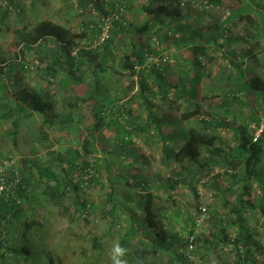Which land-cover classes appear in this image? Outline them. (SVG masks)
I'll list each match as a JSON object with an SVG mask.
<instances>
[{"label":"trees","instance_id":"16d2710c","mask_svg":"<svg viewBox=\"0 0 264 264\" xmlns=\"http://www.w3.org/2000/svg\"><path fill=\"white\" fill-rule=\"evenodd\" d=\"M3 1L0 32L11 10L21 16L13 0ZM235 1L242 8L219 22L202 14L222 0H144L143 21L129 28L137 39L117 70L109 64L111 47L123 42L127 22L115 23L99 46V16L81 23L78 33L50 20L11 30L14 61L0 58V124H7L0 153L3 160L16 159L0 175V264H66L65 255L47 246V207L71 210L87 229V245L70 264L101 263L96 260H102L105 236L90 231L97 220L118 229L115 240L129 249L128 264H194L196 253L217 259L223 253L229 264H248L253 255L264 256V64L256 72L264 63V0L255 15L247 1ZM78 6L81 13L90 6L105 13L102 0H78ZM233 19L234 26L249 25L235 38L226 36ZM81 37L92 48H78ZM237 41L247 49H229ZM183 47L191 52L189 61L181 58ZM217 51L230 59L226 73L212 76ZM150 57L156 61L148 62ZM179 64L183 69L176 71ZM169 69L177 74L174 84L165 77ZM31 73L44 83L26 85L24 75ZM121 74L126 85L112 90L111 79ZM66 93L72 97L66 100ZM80 104L91 112L84 128L74 121ZM32 116L44 129L69 126L68 135L77 137L63 142L78 147L61 145L54 135L21 137L19 125ZM107 130L113 134L102 136ZM16 139L31 153L18 151ZM92 187L102 191L96 205L88 194Z\"/></svg>","mask_w":264,"mask_h":264},{"label":"rangeland","instance_id":"374dc122","mask_svg":"<svg viewBox=\"0 0 264 264\" xmlns=\"http://www.w3.org/2000/svg\"><path fill=\"white\" fill-rule=\"evenodd\" d=\"M15 5L18 7V9L21 11L19 12L21 14L20 17L15 16L13 11L11 10L8 19L5 21V23L1 26V32H0V58H3L5 61H10L15 58L16 55V36L13 35L11 30H20L21 28L32 26L33 22L35 20H50L54 21L60 24L65 25L66 27H69L71 32L73 33H78L81 30V23L84 24L88 20L89 22L96 21L98 15L96 12L91 11L92 7H87L86 12H80V7L78 6V0H13ZM120 4H122L125 7V14H129L130 21L128 24V28L126 29L127 32H125L124 35L121 37L123 38V42H115L114 45L112 44L111 47V59L109 60V64L114 70L118 69L119 66V60L123 57V53L127 52L129 53L131 43L134 42L137 38L136 36L133 35L131 31H129V28L131 29L132 27L138 26L143 19V15L139 10V7L142 5L144 0H117ZM247 1L248 5L250 8L253 9V14L254 11L257 10H263L260 8L261 6V1L262 0H255V3H249V0H243ZM4 1L0 0V5H3ZM242 3L235 1V0H222L221 6L220 7H215L214 9L211 7H208L202 14L203 17H208V18H217V20L223 21L225 18H229L231 13H233L236 10H239L242 8ZM255 15V14H254ZM232 19V18H231ZM235 19H233L230 23L227 24L228 32L226 33V36L235 38L236 36H240L243 31L242 25H247L246 23H240L238 26H234ZM77 42V47L78 48H86L90 47L88 45L87 40L84 39V37H81L76 40ZM237 46H240L239 51H245L246 46L242 44H237ZM165 52V51H164ZM180 52V51H179ZM167 55L168 53H172L169 49L166 52ZM183 57L186 59H191L192 55L191 52H187ZM219 51L214 53L215 57V63L211 64V73L212 76H215L217 74H223L226 73V70L223 69V67L227 68L225 66L226 62L230 59L228 55L223 59L220 58ZM30 60L34 59V55L30 53ZM29 55L27 56V59L29 60ZM263 61L261 60L259 63L258 68H256V72L260 73L263 71ZM30 65V64H29ZM31 66V65H30ZM35 66V65H34ZM176 66V65H175ZM33 69V70H32ZM176 71L178 69H183V65H177V67H174ZM31 72L35 71V68L33 66L30 67ZM170 70V69H169ZM228 70V69H227ZM171 71V70H170ZM166 72V79L170 82V84H174L176 82L177 74L176 72ZM87 73H89L87 71ZM32 74V75H31ZM31 74H25L24 75V80L26 85H29L30 87H39L41 86L44 82L42 79H38L37 77L34 76L36 73H31ZM124 74H121V76L116 75L114 78L111 79V81L115 82L114 84H111V89H117L122 88L126 85V81H124L123 78ZM220 76V75H219ZM117 79V80H116ZM14 83H17L16 79ZM17 84H15L16 86ZM106 85H108L106 83ZM205 85L209 87L211 83L206 80ZM109 86V85H108ZM15 89V88H14ZM13 91V89H12ZM12 91H9L11 94ZM249 99V102H253V107L256 109H259V105L254 102L253 97L249 96L247 97ZM68 98L66 97V100ZM217 100L213 101V104L216 106L218 105ZM135 104V102H134ZM263 105V104H261ZM264 107L261 106V109ZM264 110V109H263ZM63 114V112L56 107V112H59ZM249 108L245 107L243 109V114L244 116H247L249 113ZM260 113V112H259ZM65 114V113H64ZM91 112L89 111V108H86L85 105H79L78 108L76 109V115L74 116V121L78 122L80 125V128H84L85 126H88L92 121H91ZM5 126L7 124H0V133L4 130ZM19 126H24L25 128H22L19 132V135L25 139H30L34 136H38L39 138L42 136L41 134H47V139H49V133L48 131L51 129V127L44 129L41 126V121L39 116H32V118H29L27 120H24ZM41 128V129H40ZM42 133H40L41 131ZM54 132L56 133H63L64 137H59L58 139L61 143V145H65L66 147L72 146L73 148H77L78 144L75 143H66L63 142L65 136L68 135V129L67 127H54L53 128ZM71 131V130H70ZM111 134L112 131H105V133H102V136H109L108 134ZM224 132H222L223 135ZM113 134V133H112ZM229 134V133H228ZM227 133L224 135L225 137H229ZM74 139L77 137L74 136L72 132ZM22 138V139H23ZM20 141V140H19ZM76 141V140H75ZM6 142V143H5ZM21 142V141H20ZM20 142L17 141L15 142V145H17L18 151L22 152L24 155H28L31 153L30 146L28 144H21ZM45 143V144H44ZM43 143L44 145H48L47 141ZM50 143H53V145H58L54 140L51 141ZM7 144L8 148L9 145L11 147L12 140L4 138V145ZM19 144V145H18ZM52 145V146H53ZM59 146V145H58ZM138 146V145H137ZM16 148V147H15ZM53 148V147H52ZM40 150V149H39ZM42 151V150H41ZM3 154L0 153V159L3 160ZM16 158H13L15 160ZM160 177L164 178L165 174L161 171L160 172ZM90 196L93 198V204L96 205L98 202L101 201L102 199V191L98 187H92L89 188V193ZM203 194L206 196V194L203 192ZM189 196L186 194L181 197L182 202H186L188 200ZM47 207V206H46ZM262 209L264 210V203L262 204ZM48 212L44 213V215L47 218L48 221V228H47V233L50 235L49 239H46L47 246L49 248H54L59 250L63 255L66 256V264H70L71 261L75 259L74 253L77 251L79 252L80 249L84 248L87 245L88 241V236L86 237V228L83 227L82 222H77L73 219V214L72 211L69 210L67 212L64 211H57L56 209L48 208ZM43 218V217H42ZM44 220V219H43ZM92 225L94 226V229H90L92 234H104L105 238L103 239V257L102 260L99 257L96 262H100V264H111V249L112 245L116 242L115 240V235H116V230L117 228H114V230L110 231L109 229V222L108 221H100L97 220L95 222H91ZM89 226V227H90ZM110 231V232H109ZM204 231V230H203ZM263 229L261 228V232ZM22 233L26 236L29 237V231L26 228H23ZM201 236L206 237L207 239H211L210 241H213L210 236H206V234H200ZM254 245V244H253ZM253 248V247H252ZM255 249V248H253ZM203 250V248H202ZM201 250V251H202ZM204 252V251H202ZM201 252V253H202ZM76 254V253H75ZM197 257L195 259L194 264H229L228 258L223 255V253L220 255L219 259H217L216 256L213 257H204L200 258V254L196 253ZM251 263L248 264H264V256L261 255L259 260L257 259L256 255L252 256ZM74 262V261H73ZM73 264V263H72Z\"/></svg>","mask_w":264,"mask_h":264},{"label":"built area","instance_id":"2783aa9c","mask_svg":"<svg viewBox=\"0 0 264 264\" xmlns=\"http://www.w3.org/2000/svg\"><path fill=\"white\" fill-rule=\"evenodd\" d=\"M102 9L105 12L100 13L99 21H98V29L99 33L97 36V40L95 42V46L102 45L111 34L113 29V25L117 22H122L123 25L126 24L125 21V7L120 4L117 0H102ZM149 61H156L153 60L151 57L148 59ZM27 67H24L26 69ZM5 81V61L0 63V82ZM261 129V128H260ZM258 129L255 131L253 135V141L257 139L261 130ZM13 158L11 160H3L2 165H0V175L3 172V168L10 166L13 162Z\"/></svg>","mask_w":264,"mask_h":264},{"label":"clouds","instance_id":"9594fccd","mask_svg":"<svg viewBox=\"0 0 264 264\" xmlns=\"http://www.w3.org/2000/svg\"><path fill=\"white\" fill-rule=\"evenodd\" d=\"M129 249L122 246L119 242H115L111 249V261L112 264H128L127 255Z\"/></svg>","mask_w":264,"mask_h":264},{"label":"crops","instance_id":"0c3cea01","mask_svg":"<svg viewBox=\"0 0 264 264\" xmlns=\"http://www.w3.org/2000/svg\"><path fill=\"white\" fill-rule=\"evenodd\" d=\"M127 20H128V23H129V21H130V17H129V14L127 15V13L125 14V21L127 22ZM142 21H143V19H142ZM184 23V22H183ZM237 44L239 45V43H238V41L237 42H234V43H232L231 44V46H230V48L229 49H231V50H234V51H239V49H240V46L238 47L237 46ZM244 45V44H243ZM244 46H246V45H244ZM246 49H247V46H246ZM180 54H181V58L182 59H184L185 61H189L190 59H186L185 57H183L185 54H187L188 55V49H186V48H181L180 50ZM182 53H185V54H183V56H182ZM69 93H66V97L67 98H69V97H72L71 95H68ZM62 98H64V96H62ZM66 104H67V102H66ZM65 104V105H66ZM64 105V106H65ZM54 127H58V126H52L51 127V129L48 131V133H49V136L51 137V135H54V136H56V137H64V134L63 133H56V132H54V130H53V128ZM63 127H69V126H63ZM22 128H25L24 126H22ZM61 128V127H60ZM65 138H67V135L65 136Z\"/></svg>","mask_w":264,"mask_h":264}]
</instances>
